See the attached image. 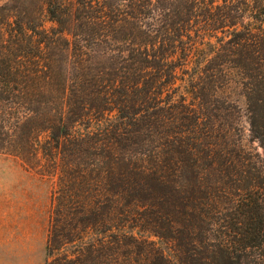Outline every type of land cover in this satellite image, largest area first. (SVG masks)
Segmentation results:
<instances>
[{
	"label": "trees",
	"instance_id": "trees-1",
	"mask_svg": "<svg viewBox=\"0 0 264 264\" xmlns=\"http://www.w3.org/2000/svg\"><path fill=\"white\" fill-rule=\"evenodd\" d=\"M242 111L264 148V0L0 5V151L57 178L46 264H264Z\"/></svg>",
	"mask_w": 264,
	"mask_h": 264
},
{
	"label": "rangeland",
	"instance_id": "rangeland-1",
	"mask_svg": "<svg viewBox=\"0 0 264 264\" xmlns=\"http://www.w3.org/2000/svg\"><path fill=\"white\" fill-rule=\"evenodd\" d=\"M7 1L0 0V5ZM238 115L244 142L264 157V148L251 139L244 112ZM41 172L22 158L0 151V264H46L57 178ZM161 245L175 260L170 244Z\"/></svg>",
	"mask_w": 264,
	"mask_h": 264
}]
</instances>
